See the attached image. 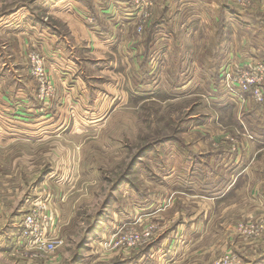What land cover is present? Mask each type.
Listing matches in <instances>:
<instances>
[{"label": "rangeland", "instance_id": "rangeland-1", "mask_svg": "<svg viewBox=\"0 0 264 264\" xmlns=\"http://www.w3.org/2000/svg\"><path fill=\"white\" fill-rule=\"evenodd\" d=\"M213 5L0 0V117L6 118L0 125L14 131L0 140V213L49 194L56 213L51 231L62 245L48 261L264 264V140L260 154L239 161L250 167L246 196L242 175L234 177L241 187L229 198L235 206L183 193L193 189L197 164L204 173L207 164H227L241 143L258 147L243 124L248 132L264 131L262 113L250 126L247 115L235 116L237 100L218 84L215 60L246 59L229 47L225 54ZM192 20L199 25L188 26ZM57 33L64 48L58 57L36 48ZM216 147L231 154L209 158L204 150ZM208 169L210 176L198 177L203 185L219 174ZM201 207L206 217L194 219ZM135 235L139 240L125 244ZM21 249L2 254L0 263H48Z\"/></svg>", "mask_w": 264, "mask_h": 264}, {"label": "crops", "instance_id": "crops-1", "mask_svg": "<svg viewBox=\"0 0 264 264\" xmlns=\"http://www.w3.org/2000/svg\"><path fill=\"white\" fill-rule=\"evenodd\" d=\"M211 2L214 4L213 8H210V12L212 15V19L216 20L215 24L218 23L221 31L219 34L222 36V38L219 40L220 43H222L223 40H226V49H225V54L228 47L230 48V51H233L235 54L238 56H242V58L246 59L247 61L249 59H258L264 62V0H251L248 6H246V9H241L240 7L236 6L233 3V0H211ZM204 4H200L202 7ZM215 7V8H214ZM110 9V7H108ZM200 9V8H198ZM221 16V18H220ZM189 22L188 26H194V24L199 25V21L196 20L195 22ZM203 22V20H201ZM199 22V23H198ZM239 23V25L237 24ZM187 26V25H186ZM223 26L226 29L223 28ZM241 29H240V27ZM54 28V27H53ZM59 29V28H58ZM240 29V30H239ZM239 30V31H238ZM242 34V36L240 35ZM240 35V37H239ZM239 37V38H238ZM47 41H42L40 43H36V48H41L42 50H45V52H49L50 56H59V51L58 48H62L61 45L62 43V36L60 33L51 35L49 37H44ZM238 38V39H237ZM245 42L243 44L239 43V41ZM239 43V44H238ZM89 44V43H88ZM71 44L67 45V51L71 52L73 48L71 47ZM241 46H246V51H242ZM64 49V48H62ZM89 51V48H86ZM224 52V51H223ZM222 55L219 56L221 58ZM68 57V54H66V58ZM228 62L227 60H223V63H219V60H215L213 64V71L217 72V81L218 79V69L222 64H231V65H236L239 64L238 62L235 63L234 60H230ZM219 64V67H217ZM217 68V69H216ZM214 76V75H213ZM213 78V77H212ZM219 84V82H218ZM212 85L214 86V81L212 82ZM220 86V85H219ZM215 88V86H214ZM219 101L217 100L216 102H213L216 107H218ZM259 106V107H258ZM235 107V116L239 117L240 115L244 114V116L247 117V122L250 125L251 122L255 121V119H264V102L261 104H256L251 101H246L243 107H239V104L236 103ZM253 107V108H252ZM245 110L243 112H240L238 110ZM262 113L261 116L258 113ZM6 118L0 117L1 121H5ZM212 119V117H211ZM18 119L13 120V123H18ZM20 121V120H18ZM214 121V120H213ZM264 122V120H262ZM1 124V123H0ZM21 124V121L19 122ZM251 126V125H250ZM10 128L7 124L0 125V140H5L7 137L4 136V134H13V130H7ZM239 127L235 128L233 132L231 133L233 136H237L239 132L236 134L235 132L238 130ZM252 128V127H251ZM244 132H246V137L249 139L252 144L258 147H247L243 149V145L241 143L240 147L237 148L235 151H237V154H234L232 158L229 157L230 149L227 151L224 150H219L220 148L217 149H211V152L209 150H204L205 154L210 157L216 158V156H222V157H229V160L227 164H207L206 165V170L203 173L202 172V167L203 164H197L195 168V174L193 178L189 182V186L192 187L193 189L188 190L183 192L186 195H192L194 198H199V200H195L197 202H201L202 198L207 199V201L214 203L216 202H229V205L226 207V209H229V207L235 206V204L231 203L230 197L235 195L237 192V189L239 188H244V191H242V194L246 196V170L250 167L248 164H241L239 161H245L246 160V155H253L254 153L260 154L263 145L262 142L264 140V131H258L256 132H248L246 130V126L243 124V128H241ZM264 130V129H263ZM3 131V132H2ZM229 136H231V134ZM232 137V136H231ZM250 137V138H249ZM264 146V145H263ZM255 149V152L253 151ZM199 160H202L200 158ZM225 160V158H224ZM220 166V168H219ZM217 172L219 174H214V177L205 183V185L202 184V182L199 180V178H203L206 176V174H209V169ZM224 174H229V179H224L222 177V173ZM170 175V174H169ZM239 175H242V184L239 187V180L234 178ZM199 177V178H198ZM222 177V178H221ZM220 180V181H219ZM202 188H206L207 190H204ZM183 188H181L182 190ZM206 197H204V196ZM3 197V196H0ZM29 199L26 201H23L21 203L20 200H18L17 204H14L12 212L8 214L7 216H3L0 213V256L2 254H6L8 256H11L12 250L15 249V247H19L20 250L21 248H25L23 245L24 243L18 244V237H20L22 234L23 226H22V214L24 211L28 209L29 205ZM203 202V201H202ZM244 209L246 210V205H244ZM209 209V207H208ZM243 209V211H245ZM208 210L206 208L201 207L199 213L200 214H195L194 219L196 217L202 219L203 217H206ZM211 214V210H210ZM2 215V216H1ZM200 223V222H199ZM193 225V224H192ZM199 224H196V226ZM198 227V226H197ZM13 256V255H12ZM1 264V263H0ZM47 264H60L57 260H51L48 261Z\"/></svg>", "mask_w": 264, "mask_h": 264}, {"label": "built area", "instance_id": "built-area-1", "mask_svg": "<svg viewBox=\"0 0 264 264\" xmlns=\"http://www.w3.org/2000/svg\"><path fill=\"white\" fill-rule=\"evenodd\" d=\"M251 0H237V4L246 9ZM31 62L37 63V56H31ZM218 82L221 88L225 89L228 95L237 100L239 107L244 108L246 101L256 104L264 102V62L258 59H249L248 61L236 65L222 64L218 69ZM49 194L45 198L37 197L30 200L28 209L22 214L23 230L21 236L18 237V244L24 243L25 248L32 249L30 256L39 258L44 262L50 259L55 249L62 245V241L51 231V223L56 217V213L52 212L48 204ZM243 230L249 234H253L254 228ZM146 236L147 233H144ZM139 240V236L135 235L123 238L125 244H132ZM27 251V249H26ZM227 261H237L232 258H225Z\"/></svg>", "mask_w": 264, "mask_h": 264}, {"label": "trees", "instance_id": "trees-1", "mask_svg": "<svg viewBox=\"0 0 264 264\" xmlns=\"http://www.w3.org/2000/svg\"><path fill=\"white\" fill-rule=\"evenodd\" d=\"M86 4H88L87 2H85ZM89 5V4H88ZM40 22V24H42L43 26H46L47 27V25H45V23L44 22H42V21H39Z\"/></svg>", "mask_w": 264, "mask_h": 264}]
</instances>
